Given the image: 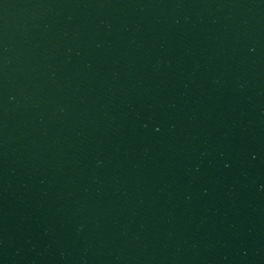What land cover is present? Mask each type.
I'll list each match as a JSON object with an SVG mask.
<instances>
[{"label":"water","instance_id":"obj_1","mask_svg":"<svg viewBox=\"0 0 264 264\" xmlns=\"http://www.w3.org/2000/svg\"><path fill=\"white\" fill-rule=\"evenodd\" d=\"M0 264H264V0H0Z\"/></svg>","mask_w":264,"mask_h":264}]
</instances>
